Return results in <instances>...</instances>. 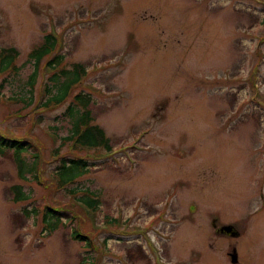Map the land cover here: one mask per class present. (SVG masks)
Masks as SVG:
<instances>
[{
    "label": "rangeland",
    "instance_id": "obj_1",
    "mask_svg": "<svg viewBox=\"0 0 264 264\" xmlns=\"http://www.w3.org/2000/svg\"><path fill=\"white\" fill-rule=\"evenodd\" d=\"M11 47L0 264H264V0H0ZM78 93L110 151L61 141ZM77 157L86 169L56 173Z\"/></svg>",
    "mask_w": 264,
    "mask_h": 264
},
{
    "label": "trees",
    "instance_id": "obj_2",
    "mask_svg": "<svg viewBox=\"0 0 264 264\" xmlns=\"http://www.w3.org/2000/svg\"><path fill=\"white\" fill-rule=\"evenodd\" d=\"M55 39L50 35H46L44 42L32 50L29 54V58L35 59V67L45 58L51 55L55 49ZM18 53L14 48L3 49L0 52V73H5L6 71H10L13 69L14 59L17 58ZM61 58L58 55H55L47 65L58 66L61 62ZM37 68V67H36ZM84 68L79 66V64H74L72 70H62L60 73L63 77L61 82H57V75H55L52 80L55 84H58L56 93L48 99L47 102L44 103V106L47 107L49 105H60L62 104L69 95L70 90L79 83L80 74L84 73ZM35 78V74L32 76V79ZM33 87V83L31 84ZM91 103L90 97L78 93L73 97V105H69L66 109V115L71 118L74 117V121L72 122L71 132L69 136H65L61 138L62 142L65 143H73L74 146L86 147L88 149L91 148H102L104 150H110V142L109 139L105 136L103 130L99 128L97 125L92 123V117L89 109V105ZM30 102L28 103V105ZM22 141L12 140L9 144H7L10 148H21ZM17 155L21 153V151L17 150ZM87 163L83 158L77 157L73 159H69L68 161H62L61 165L58 168L56 173L71 174L75 171L86 169ZM29 168L27 172H30ZM19 173L22 175L25 173L24 164L19 166ZM16 200L25 199L24 196L18 192ZM77 238H82L80 235H76Z\"/></svg>",
    "mask_w": 264,
    "mask_h": 264
}]
</instances>
